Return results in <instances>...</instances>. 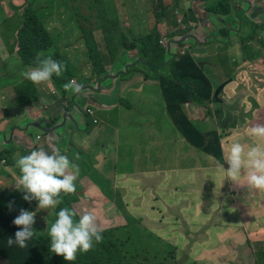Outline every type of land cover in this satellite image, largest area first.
<instances>
[{
    "label": "rangeland",
    "instance_id": "rangeland-1",
    "mask_svg": "<svg viewBox=\"0 0 264 264\" xmlns=\"http://www.w3.org/2000/svg\"><path fill=\"white\" fill-rule=\"evenodd\" d=\"M33 1L34 0H0L2 4L0 9L3 8V15L8 17L13 13L12 20L0 29V39L4 44L6 41L8 42L11 37L13 40V30L17 32L21 26L20 15H22L23 12L22 8L27 3H32L33 7L37 8L39 11V18L44 20L47 25V31L54 41V51H58L63 55V58L66 59L69 64V73L67 74L65 72L62 74L67 82L71 81V79L74 80L72 78L73 75V77H76V82L80 77L83 80H90L93 83L90 84L88 81L86 82L87 85H92L94 88L98 85L99 77H97L96 72H94V60L89 58L86 41L80 29V26L87 28L85 20L87 17H89L93 24V29L89 31L93 33V39L102 61L101 65L105 71H110V69L115 66L117 58H120L121 62L125 65V61L129 60L132 66L136 58V51H132L129 54V52L127 53L128 49L126 46L129 45L128 43H131L133 39L138 41L141 38H145V36L149 35L153 30H156V32H162V35L164 34L162 37L160 34L159 41L162 40V44L160 45L165 46V44L170 42V40L167 39L168 37H172L174 42L183 34L195 33L196 30L193 28L197 27L199 35L207 40V42L205 40L203 43L204 46H202V49L200 48V60H202L204 72L209 77L211 83L214 86H219L220 90L218 94L222 92V87H227L229 83L232 84V78H235L234 83L236 82L237 85L238 78H242V75H245L243 82L241 80V87L239 89L236 87L235 93L237 100L233 99V102L228 103L225 95H221L220 99L217 98L214 104L208 107L206 106L204 109L203 107L191 105H185L183 107L192 124L200 130L208 131L210 129H216L218 131H223L221 132L219 140L221 153L218 162L214 159L207 158L194 148L191 149L190 145L185 140L183 143L184 152L179 150L183 137L176 130L166 112L165 103L160 94L161 92L152 93L144 89H138L135 91V94L130 95V99H134L132 112H135L138 116V121L130 124L129 122L136 120L134 115L129 113V111L125 109V106L118 109L114 126L125 125L123 129H119L118 136H115V133L112 131L105 129L104 132H109L104 140L106 144H109L105 150L107 153L101 158V162L99 157H96V161L93 162L94 168L101 167L103 163L108 162L107 159L113 150L114 156L104 168L106 169L104 173L113 170L116 165V177L113 179L115 182L105 177L100 179L94 178V172L100 170V168L92 169V163L90 166H87L85 162H80V173L86 174L92 172L91 176L93 181L78 179V182L86 181H84V184L79 183L80 185H76V191L74 193L76 200L72 203L71 209L77 212V217L84 211H87L96 216L97 223L103 230L107 228H116L121 222L116 220L117 217L111 218L115 205L111 206L110 203L119 206L121 204V198L124 197L123 195H126V202L123 205L122 214H124V222L132 224L128 230H132L133 233L125 232L123 235L124 240L130 235L135 242L134 247L137 249L136 253L140 256L147 253L149 259L147 257L145 261L150 262V264H213V262H215V264H242V261L246 260L242 257V251L246 250H252L254 252L252 259L256 262L264 258V254H257L259 251L257 252V250H255V245L251 243V240L248 238L245 239V237L242 236L244 232H242V206H247L249 211L250 209H256V205L258 208H261L262 205L264 210V192H248L246 186H243V178L236 182H232L225 178L224 173L220 170L222 164L225 170L228 167L224 158L227 148L231 143L240 141L246 146L257 143L258 141H256L255 138L248 135V130L250 127L264 122V99L263 103H261L262 95L259 87L261 86L260 84H264V0H242V9H239L241 12L240 14H242L241 21H238L236 16H232L233 13L237 12V8L235 7H231L228 11L229 17H225V15L219 17L222 18L221 20H226L225 23L228 21V24L223 25H227L232 29L233 32H231V34L237 33L235 31L240 30L241 26L237 25L238 22L242 24L243 32H238L239 35L237 40L233 38L231 41L230 36L224 40L228 46L231 47L233 45V48L225 47L223 41H221L222 46L212 45L210 37L207 36V27L209 25H205L208 23V19L204 17V13L200 12L201 10L206 11L207 9L208 17L210 16V11L215 8L218 10L215 13H225L228 0H217L218 4H216V2H210V0ZM92 1L95 3V7ZM101 9L102 21L99 19ZM77 10H79V14ZM190 12L196 13L197 17ZM193 15L196 19L191 20ZM77 17L80 23L82 22L80 26ZM105 20H108L109 23L110 21H114V26L104 28L106 25ZM190 20L192 24H189ZM1 21H6V18L0 16V22ZM217 23L218 22L214 20V24ZM106 37L112 38L111 41H107L106 43L104 41ZM121 39H124L122 44L125 46L120 45L118 47L120 43L119 40ZM126 41L128 43H126ZM107 44L110 45L109 49L107 48ZM181 44L182 45L177 43L178 46H176V52L178 54L184 49L194 55V50L201 46L194 41H186ZM0 45L2 44L0 43ZM3 48L6 49L5 47ZM3 50L0 52V77L4 79V81L0 83L1 121H11L10 119L12 118H18L16 115L17 112L19 115L23 112L25 115L28 114L27 116L36 117L37 115L34 116L35 113L30 107H26V109L22 108V106L25 107L27 105L22 104L19 95L20 91L25 92L24 89L21 90L22 88L31 85L23 76V73L26 72V67L22 61V63L18 62L15 56L11 57V59L8 58L10 49L8 51ZM111 54L115 55L114 59L111 58ZM261 63L263 64L262 66ZM236 68L241 69V71L238 73ZM207 71H209V73H207ZM125 73H122L120 77H123ZM107 75L108 74H106V76ZM129 75H126V77H129ZM69 76L71 77L69 78ZM7 79L10 84L7 83ZM54 82L55 80L51 78L49 81L41 84L32 83L33 87L37 88L36 96L38 99L35 101V110L38 111L37 108H40L42 105L45 106L50 102L53 103V100H57L59 103L58 106H61V108L62 105L65 106L63 113H69L76 105L74 100H70L73 92L65 91V93H63L64 89L62 87L60 88L59 84ZM245 85H248L249 88ZM88 95L92 97L93 91L89 92ZM226 95L228 96V94ZM244 95H246V98L248 95L247 99L250 100L252 105L248 101L242 104V96ZM128 98L129 96H126L123 100L125 101ZM39 99H42L40 103ZM123 104L127 106V103ZM78 105L82 104L79 103ZM230 106L231 111L228 112ZM53 109H55V107ZM87 110H90L91 114H89ZM63 113H59L53 117L59 119ZM95 113V108L92 109V107L89 106H85L81 113L77 112L79 116L81 114L83 117L88 118L89 121L87 130L81 133L82 137L86 136L87 138L92 136V130L94 128L92 121ZM43 114V116L52 117V114H49L46 110H43ZM122 130H124L127 136L123 134ZM3 132H6V136L10 135L8 129H5ZM38 134L42 135L44 140L41 141L42 136H37V146H30L31 142L29 139L22 144L15 143L14 145L16 146L25 145L24 147H26V149L15 148L12 149L13 153L5 152L4 156L7 157L8 163H5L3 160V162H0V208L6 210L7 213H13V215H15L10 208H15V206L19 207L18 198L15 195V192L18 190L15 188V184H12V178H15L16 181L19 175V169L15 172L14 168V165L16 166L15 162L17 157L30 154L31 151L43 148L44 145L47 146V135L43 132ZM38 137L40 138L38 139ZM98 137L97 135L96 138L92 140L98 142ZM88 140L90 141V139ZM6 146H9V144ZM50 146L53 147L51 144ZM189 148V156H187V149ZM60 151L61 154L65 155L64 147H62ZM85 151L89 155L94 153L89 145L86 146ZM171 157L182 159L181 167L184 169L178 170V177L182 182L194 183L196 180H199L200 182L206 183V187L198 183L199 187L179 190L177 185H169L172 181L166 179L164 173H162L160 169L167 172L165 164H170L169 160ZM115 158H117L116 164L113 163ZM141 161H144L143 164ZM76 165L78 166V163H76ZM152 165L154 166L152 167ZM133 167L136 170L128 173ZM3 169H10L7 172L9 175L2 174L1 170ZM86 182H95V184L89 186ZM186 187L191 188L192 186ZM205 188H207V190H205ZM215 190H217V193L223 194L224 197L221 202L214 203L212 209L214 211H221L227 208L229 209L231 217H228L224 223H221V228L217 231L212 228L211 232L206 233L205 243L200 244L204 247L202 256L198 254L193 255L195 250L190 252L182 251L180 250L182 248L178 250H173L172 248V252H170L168 245L171 242L147 234L145 225L137 218L140 216L147 218L148 215H146V213H141L142 210H147L152 217H148L149 219L162 220V225L165 223L169 226L176 225L175 223L177 222V232H192L190 230L192 225L196 227L193 226V230L200 227L194 224L196 217L198 216L199 219H203V215L208 210L206 201L198 202L193 206L192 196L201 192L205 198L210 199L211 196L214 195L213 192ZM99 193L104 195L106 199L101 197ZM171 193L177 194L180 199L177 202L167 200V204L171 205L174 202L175 204L173 207L165 209L166 202L162 200ZM261 195L263 196V200L261 201V205H259ZM141 196L143 197L141 198ZM3 197L5 199H3ZM70 200L72 199L70 198ZM25 202L24 200V203ZM34 203L36 204L32 210V212L35 213V223L33 224L34 233L37 237L38 235L45 236L44 232L47 230L46 228L52 224L50 222V215L54 213L55 208L40 210L37 209L38 202L34 200ZM190 203L192 205L187 209ZM176 206L179 208H174ZM66 207L70 209V206L67 205ZM40 211H42L43 215H38ZM128 212L135 216L133 220L128 217ZM120 217L119 215L118 218ZM216 217L217 215L214 216V221L212 222L213 226L218 224L217 221H215ZM141 218L143 219V217ZM222 220L221 217L220 221ZM205 226L207 225L203 227ZM38 228H41V231H38ZM247 229L245 230V234L247 233ZM221 230L223 233H220ZM225 231L228 232L226 233ZM164 236L165 239L169 238L167 233H165ZM143 244L146 251L143 246L141 247ZM161 245L165 248V252H168V256L165 258H162L158 254ZM45 246L48 250L49 245L46 244ZM195 247L199 248L200 246L195 245ZM124 252V250H120L118 253L122 255ZM188 253H191V258L187 257ZM211 253L216 254L215 256L219 258H211L209 256ZM155 254H158V256ZM97 255H99V253L91 251L87 253H77L75 261L80 263L84 257L93 260L94 256ZM137 257L138 255L134 259L136 262L141 259ZM0 264H8V262L0 259Z\"/></svg>",
    "mask_w": 264,
    "mask_h": 264
},
{
    "label": "crops",
    "instance_id": "crops-1",
    "mask_svg": "<svg viewBox=\"0 0 264 264\" xmlns=\"http://www.w3.org/2000/svg\"><path fill=\"white\" fill-rule=\"evenodd\" d=\"M210 2H213V3L216 2V4H218L217 0H210ZM1 5L2 4L0 3V6ZM225 5H226V3H225ZM231 7H235V8H237V11H240L239 9H242V0H228V4L226 5V11H225V13H222V14L211 13L210 16L208 17V14L205 13V10H201L200 11L201 13H204V17H206L208 19V23L205 24V25H209L207 27V33H208L207 36L212 39L211 43L214 46H216V45H218V46L221 45L222 46L221 41L225 42L224 41L225 40V37H224L225 34H222V35L218 34L217 37L213 35V33L216 34V32H213V31L217 30L218 28L221 29V27H224L223 25H221L219 23L218 24H214V20H216L218 22V20L222 19V18H219V17H223L222 15H225V17H227L228 16L227 15V13H228L227 9L230 10ZM239 7H241V8H239ZM2 9L3 8L0 9V16L6 18V20H9V19L12 20L11 18H12L13 13H12V15L6 17V16L3 15V10ZM218 9H219V7H218ZM190 13L194 14L195 17H197L196 13H193V12H190ZM194 15L191 17V20L196 19V18H194ZM240 15H242V14H240ZM191 20H190L189 24H192ZM2 23H3V21L0 22V25ZM193 29L196 30L197 27H194ZM239 32L240 33L242 32V26L240 27ZM13 33H14L13 40H12V37L10 38L11 42L9 40L8 42L6 41L5 44H4V42L0 39V43L2 44V45H0V52L4 49L3 47L6 48V49H4L6 51H8L10 49V55H9L8 58L11 59V57L15 56L17 61L21 62V60L19 58V51H18V48L16 46V33L15 32H13ZM159 34H162V32H160ZM238 35H239L238 32L230 34L231 41L233 40V38H236V40H237ZM215 38L217 39V41L215 40L213 42V39H215ZM202 46H204V45L202 44L201 46L197 47L194 50L193 54H194V56L196 58H200V53L199 52L201 51ZM205 46H207V45H205ZM225 47L229 48L230 46H228V44L226 43ZM230 48H233V45ZM125 62L127 64V66H128V61L126 60ZM124 65L125 64L123 62H121L120 58H117V60L115 62V66L112 67L110 69V71H106V74H111V73L121 69ZM262 65L263 64L261 63V66ZM263 67H264V65H263ZM126 68H128V67H126ZM203 69H204V67H203ZM236 70H237L238 73L241 71V69H239V68H236ZM127 73H128V71H127ZM127 73H125V75ZM207 73H209V71H207ZM125 75L123 77L119 76V77H117L115 79L107 80V81H104L103 83H101V85H100L101 89L93 90V96L92 97L88 95V93L91 92L89 90H86L83 94L76 95L74 97V101L75 102H78V104L79 103L82 104V105H79V107L82 108V111L84 110L85 106L92 107V109L95 108V110H96V113L94 114V119L92 121L93 127H94L93 130H92V132H93L92 136L87 137V138H86V136H84V137L81 136V133L84 132L85 130H87L89 121H88V118L83 117L81 114L79 116L77 114V112H79V111H77L73 107H72L73 110L69 111V114L75 120L70 121L68 119L66 124H65V126H63V128H61V129H58L56 134L53 135V137L55 139H58L59 141L61 140V138H63L64 142L61 144L59 149L64 147L65 155L69 158V160H70V162L72 164L76 165V163H78V166L80 168V165H79L80 162H85V164L87 166H90V164L92 163V169L100 168V170L94 172L95 173V177L94 178H98V179L103 178V177L108 178V179L110 178L113 182H115L113 179L116 177V174H115L116 165H115L113 170H109L107 173H104V170H106L104 168L106 167L107 163L110 160H112V158L114 156V151L112 150V152L110 153V155H109V157L107 159L108 162L103 163L101 167L94 168L93 167V162L96 161V157H99V159H101L107 153L105 150L109 146V144H106L104 140L106 139L107 134H109L108 131H112L113 133H115V136H118L119 129H123V127L125 125V124H122V125H118L116 127L114 126L117 110L120 109V108H123V106H125V109L128 110L129 113L133 114L135 119H136V120H132L131 122H129L130 124H132V123L138 121V116L135 114V112H132V109H133L132 105H133V102H134L133 100L134 99H130V95L135 94V91H137L138 89H144V90L150 91L152 93H156V92L160 93V89H159L158 85L155 83V81L150 80V79H147V80L144 79V76L140 73V70L133 71L129 75V77H126ZM232 76H233V71H232ZM244 78H245V75H242V78L239 77L238 80H237V82H238L237 85H236V82L234 83L235 78H232L231 79L232 80V82H231L232 84L229 83V85L227 87L223 88L221 95H225L226 99L228 100V103L233 102V99L237 100V96H236V93H235L236 92V87L238 89L241 87V80L243 82ZM73 79L76 81V77H73ZM229 80H227V81H229ZM3 81H4V79L2 77H0V83L3 82ZM88 81H89L90 84H93L90 80H83L80 77H79L77 83H80L82 85V87L92 86V85H87L86 82H88ZM7 83L10 84L8 79H7ZM98 84H99V81H98ZM260 85L261 86H259V87H260V92H261V95H262L261 103H263V99H264V84H260ZM245 86H247V88H249L248 85H245ZM213 87L215 88V90L218 88L217 85L216 86L213 85ZM57 88H58V86H57ZM242 89H243V87H242ZM35 91L37 92V88L36 87H35ZM69 92H71V91H69ZM74 94H76V93H73V95ZM226 94H228V96ZM73 95L71 96V98L73 97ZM126 96H129V98L124 101L123 98L126 97ZM83 97H88V99H85ZM71 98H70V100H71ZM243 98H244V101H243ZM247 98H248V95H247ZM247 98H246V95L242 96V104L245 101H248L252 105L250 100H248ZM41 100L42 99H39V103L41 102ZM130 100H131V102H130ZM53 101H54L53 103L50 102L49 104H47L45 106L42 105L40 108H37L38 111L35 110V102L33 104H30L31 106H26V107H30V109H32V111H34V113H35L34 116L37 115L36 117L27 116L28 114L25 115L23 112H22L21 115H19V113L17 112L16 115H17L18 118H12V119H10L11 121H1V112H0V123H1L0 131L3 130V128L6 127V126L13 125L16 128L19 124H22V123L24 124L25 122H28V120L41 119L42 117H46V116H43L44 115L43 114V110H46V111L49 112V114H52L51 118L49 116H48L49 118L46 117L48 123H50L51 126H53V127L58 126V124L62 120V117H63V114H64L63 111L65 110V106L62 105V108H61V106H58L59 103L57 102V100H53ZM123 103H127V106L124 105ZM222 105H224V104H222ZM26 107L22 106L23 109H26ZM54 107H55V109H53ZM51 110H53V111H51ZM242 110H243V108H242ZM230 111H231V106L228 109V112H230ZM59 113H63L61 118L55 119L53 116H56ZM94 120H95V122H94ZM261 124H264V122H262ZM13 128L8 129V130L10 131ZM105 129L108 130V131L104 132ZM122 131H123V134L125 136H127V134L124 132V130H122ZM199 131L202 134H205V135L210 134V133H216L219 137L221 135V132H223V131H218L216 129L215 130L210 129L208 131H203V130L199 129ZM2 132L3 131H1L0 133H2ZM21 134L22 133H18V136H21ZM97 135L99 136L97 138L98 142H94V140H92V139H95ZM37 136H42V135H40L38 133H34L33 134V137H35V139L37 138ZM88 139H90V141ZM42 140H44L43 136H42L41 141ZM112 141H113V139H112ZM46 143H47V146L44 145L43 148L46 151H50V149L52 147L50 146L48 140L46 141ZM183 143H184V139H182V144L179 147L180 148L179 150L182 151V152H184L183 151ZM34 145L37 146L36 143L32 144L30 146H34ZM88 145L91 146V148L93 149L94 153H92V155L87 154V152L85 151V148ZM24 146L25 145H20V148L25 150L26 147H24ZM190 148L193 149L192 146H190ZM190 148L187 149L188 150L187 156H189L188 153H189ZM8 151L13 153L12 149L11 150L8 149ZM186 158H188V157H186ZM17 159H18V157H17ZM116 159L117 158H115L113 160L114 164H116ZM181 160L182 159H177L176 157H171V159L169 160L170 164L169 165L165 164V166L167 167L166 168L167 172L161 170L160 167H159L160 171L162 173H164V177L166 179H169V180L172 181V183H169V185H177L179 190L193 189L195 187H199L198 183L200 185H202L203 187H206V183L200 182L199 180H196L194 183H185V182L181 181V179L178 177V170L179 169H182V170L184 169V168L181 167V165H182ZM101 161H102V159L100 160V162ZM143 162L144 161H141L142 164H143ZM153 166L154 165H152V167ZM14 168H15V172H16L18 168L15 165H14ZM8 170H10V169H6V170L3 169V170H1V173L9 175L7 173ZM134 170H136V169L133 167V168H131V170L128 173H130V172H132ZM188 170L192 171L191 169H188ZM80 171H81V168H80ZM91 174H92V172H88L86 174L79 173L78 179H86V180H89V181H93V178H92ZM128 175H134V174H128ZM78 179L75 181V185H77V184L80 185L79 183H83L84 184L85 183L84 181H86V180H84L83 182H78ZM12 181H13L12 184H16L15 178H12ZM86 183L89 186L95 184V182L94 183L86 182ZM186 186H192V187L189 188V187H186ZM205 190H207V188H205ZM213 194L214 195H212L210 199L209 198H205L201 192H198L196 195L192 196V198H193V200H192L193 201V206H195L196 203H198V202L206 201L207 209H208L206 211V213L203 215V219H199L198 216L196 217V219L194 220V224H196V226L199 225L200 227L198 229H196V230H193V228L195 226L192 225V227H190V230L192 232H186V231L184 233L181 232V231L177 232V229H176L177 222L175 223L176 225H172L173 227L169 226L168 224H165V223L163 224L164 225L163 226L161 224L162 220L149 219V218H152V217L149 215L147 210H142L141 211V213H146V215H148L147 218H145L144 216H140V217H137V218H139V220H141L143 222V224L145 225L147 234H149L151 236H155V237H160V238H163L165 241L167 240L168 242L169 241L171 242L168 245V247L170 248L169 249L170 252H172L171 251L172 248H173V250H178V249L182 248V249H180L182 251H189L190 252L192 250H195L193 255L198 254V255L202 256V250H203L204 247H203V245H200V244L205 243L206 233L211 232L212 228L217 231L218 229L221 228V223H224L228 217H231L229 209H227V208H224L221 211H214L212 209V205L214 203L221 202L223 197H224L223 194L217 193V190H215L213 192ZM15 195L18 198L17 201L19 202V206L22 207V208L25 207L26 204H27V201L24 203V199H23L24 193L21 192V191H16ZM99 195L101 197H103L104 199H106L105 196L102 195L101 193H99ZM121 195H123V194H121ZM123 196L124 197L121 198L122 199L121 200L122 204L120 206H117L116 204L110 203L111 206L115 205L114 209H113V213L111 215V218L113 219V218L117 217L116 220L121 222V223H119V226H117L118 229H121L120 230L121 233H123V234H125V232L133 233L132 230H128V228H130L132 224H130L129 222H124V214H122V210H123V205L126 202V198H125L126 195H123ZM143 196H141V198ZM179 199H180V197L177 194L171 193V194L167 195L166 197H164L162 201L166 202L167 200H170V201L177 202ZM262 200H263V196L261 195L260 204L259 205H261V201ZM175 202L173 204H171V205L167 204V202H166L167 205L165 204V209H167V208L169 209V208L173 207ZM191 205L192 204L190 203L187 206V209ZM35 206H36V204L33 203L32 206H31V212H32V210L34 209ZM174 208H179V207L176 206ZM41 214H42V211L38 212V215H41ZM119 215L121 216L120 218H118ZM215 215H217V217L215 218V221H217L218 224L213 226L212 222L214 221V216ZM128 217L133 220L135 216L133 214L129 213ZM141 217H143V219ZM221 217L223 219L222 221H220ZM167 225H168V228H167ZM204 225H207V226L203 227ZM258 225H260V226H258ZM246 229H247V233L245 234V230ZM225 232L227 233L228 231H225ZM242 232H243L242 236L245 237V239L246 238L250 239L251 243H253L255 245V250H257V252L259 251V253H257V254H259V255L264 254V210L262 208V205H261V208H258L257 205H256V209H250L249 211L247 209V206H242ZM165 233L168 234V237H169L168 239H165V236H164ZM220 233H223V231L221 230ZM171 234H172V236H171ZM157 235H159V236H157ZM171 237H172V239H171ZM125 245L129 249V251L133 252L132 256L130 257V259H132L134 261V259H135L134 258V255H135L134 253H136L135 251L137 249L134 247V244H132V243L125 244ZM195 245H199L200 247L197 248V247H195ZM142 246L144 247V250L146 251V248H145L144 244L141 245V247ZM116 250H117V253L119 252V250H122V244H117ZM180 250H179V254H180ZM165 251H166L165 248H163V245H161V247L159 248V251H158L159 256H161L162 258L163 257L164 258L167 257L168 256V252H165ZM167 251H168V249H167ZM158 254H155V255L158 256ZM253 254H254V252L252 250L242 251V257L246 259V260L242 261V264H264V258H261V259H259L258 262H256L255 260L252 259ZM144 255H145V257H148V259H149V256H148L147 253H145ZM190 255H191V253H188L187 257L191 258ZM215 255L216 254L211 253L209 256L211 258H213V259H218L219 257L215 256ZM145 260H147V259H144V261ZM188 264H193V263H188ZM213 264H215V262H213Z\"/></svg>",
    "mask_w": 264,
    "mask_h": 264
},
{
    "label": "trees",
    "instance_id": "trees-1",
    "mask_svg": "<svg viewBox=\"0 0 264 264\" xmlns=\"http://www.w3.org/2000/svg\"><path fill=\"white\" fill-rule=\"evenodd\" d=\"M49 1L50 0H48V2ZM92 4L95 7L93 1ZM102 9L100 10L99 15L101 21ZM22 11V15L19 14L21 18V26L17 32L15 30H13V32L16 33V46L19 51V58L25 65L26 70L29 71L37 66V61L42 58L41 54H43V56L55 55L52 56V58L62 62L66 66L64 73L66 72L68 74L70 71L69 64L66 59L63 58V55L58 51H54V41L47 31L45 21L39 18L38 9L33 7L32 3H27ZM216 11H218L216 8L212 9L210 14L215 13ZM228 11L229 10L227 9V12ZM77 13H80L79 10H77ZM240 13V11H237L233 13L232 16H236L238 21H241L242 15H240ZM77 19L80 26L82 22L80 23L78 17ZM85 20L87 28L80 26V29L83 38L86 41L89 58L94 60V72H96V75L100 80L101 78L106 77V71L103 70V66L101 65L102 61L93 39V33L89 31L93 29V24L89 17L85 18ZM9 21L10 19L3 21L0 25V29ZM105 22L106 25L104 28L113 27L115 24L114 21H110L109 23L108 20H105ZM237 25L242 26L241 22H238ZM227 31L228 28L224 26L213 32L217 33V35H214L217 37L218 34H225V36H227ZM104 34L106 35L105 32ZM111 39L112 38L106 37L104 38V41L107 43V41L110 42ZM159 39V33L156 32V30H153V32L145 36V38H141L138 41L135 39H133L131 43L126 41V43L129 44L126 46L128 49L127 53L129 52L130 54L132 51H136L135 61L132 66L130 65L126 68V73L128 71L126 75L131 74L135 70H140L144 79L155 81L164 100L166 112L176 130L180 133L183 139L192 146V148L204 154L207 158L214 159L218 162L221 153V146L219 143L220 137L216 133H210L207 135L202 134L199 129L192 124L183 107L185 105H191L203 107L204 109L206 106L208 107L209 105L214 104L216 99L220 98L222 92L218 94L220 90L219 86L215 90L209 77L204 72L203 64L201 62L202 60L196 58L192 53L182 49L180 54H177L173 59L166 63V49L164 46L160 45ZM167 39L172 41V37H168ZM123 40L124 39L119 40L120 43L118 44V47L123 45ZM180 45L182 44L180 43ZM107 48L109 49L110 45L107 44ZM111 55V58L114 59L115 55ZM70 77L71 76H69V78ZM52 78L55 80V83L59 84L60 88H63V85L67 83L63 76L56 77L53 75ZM26 81L29 80L26 79ZM30 84V86L28 85L21 89H24L25 92H19L22 104L27 106H31L30 104H33L38 99L35 87H33L32 82H30ZM63 91V93H65V90ZM5 152L8 153L9 151L6 150L0 153V162L6 160L8 163L7 157L4 156ZM70 198L73 201L70 200ZM3 199L5 198L3 197ZM74 200H76L74 193L68 195L62 194V203L55 207L54 213L50 215V222L53 223L55 221L56 214L61 208H67L66 206L68 205L71 209ZM33 203L34 200L31 202L27 201V207L25 206L22 208L20 206H15V208H10L15 215H13V213H7L6 210L0 208V259L8 262V264H150V262L144 261V259H147L145 255L140 256L139 254L134 253V258L138 255L137 258L141 259L137 262L130 259L133 252L129 251L125 244H134L135 242L130 235L124 240V234L121 233V229H118V227L103 230V241L95 244L91 250V252L99 253V255L94 256L93 260L84 257L80 263H77L78 261L67 262L62 256H58L49 251V247L47 250L45 245H50V239L48 237V229L50 226L46 228L47 230L44 232L45 236L38 235L37 237L34 233L33 237L27 241L26 248H19L15 245L9 247L7 245V239H14L15 232L19 230L17 226L13 225V219L19 215L21 209L31 212V206ZM120 203L122 204V201H120ZM38 231H41V228H38ZM117 244H122V250L125 251L124 254L120 255L117 253Z\"/></svg>",
    "mask_w": 264,
    "mask_h": 264
},
{
    "label": "clouds",
    "instance_id": "clouds-1",
    "mask_svg": "<svg viewBox=\"0 0 264 264\" xmlns=\"http://www.w3.org/2000/svg\"><path fill=\"white\" fill-rule=\"evenodd\" d=\"M205 13L208 14L207 9ZM159 43L162 44V40ZM177 54L176 52L175 56ZM41 56L36 67L23 73L25 79L33 84L47 82L53 75L60 77L66 70V66L54 60L51 55ZM81 88L82 85L75 80L63 85L65 91L73 93H79ZM248 135L258 142L247 146L240 141L232 142L224 158L228 167L225 170L222 164L220 170L232 182L243 178V186H246L248 192H264V124L250 127ZM15 163L19 175L14 186L24 193L25 201H37V209L55 208L62 203V194H73L76 191L75 181L79 177L80 169L66 155L61 154L58 147L53 146L50 151L44 148L33 150L30 154L19 157ZM34 217V212L20 210L19 215L12 221L19 230L15 232L14 239H7L9 247H27V241L33 237L35 231ZM102 232L103 229L98 225L94 214L84 211L77 218L76 211L61 208L48 229L49 251L62 256L67 262L75 261L77 253H87L95 244L103 241Z\"/></svg>",
    "mask_w": 264,
    "mask_h": 264
},
{
    "label": "water",
    "instance_id": "water-1",
    "mask_svg": "<svg viewBox=\"0 0 264 264\" xmlns=\"http://www.w3.org/2000/svg\"><path fill=\"white\" fill-rule=\"evenodd\" d=\"M225 21L226 20H220V23H222L221 25L228 24V21L226 23H225ZM218 23H219V20H218ZM223 26H226L228 28L229 31H228L227 36L229 38L231 32H233V31L229 26H227V25H223ZM198 31L199 30L196 29V32L193 34L188 33V34H184L183 36L178 37L177 40L174 41L175 43L172 40V41L168 42L167 44H165L166 63L169 60L174 58V56L176 54L177 43H184L186 41H194L195 43L202 45L206 39L204 37H201L199 35ZM235 32H239V30L235 31ZM215 40L217 41V39L215 38V39H213V42ZM210 41L212 42L211 38H210ZM206 42H207V40H206ZM127 61H128V66H129V60H127ZM128 66L126 64L121 69H119V70H117L111 74H108L105 78H101L99 80V84L95 88H94V86L82 87L81 91L79 93L74 94L73 97L71 98V100H74V97L76 95H81L86 90L93 91L95 89H101L100 88L101 83H103L107 79L111 80V79H115V78L119 77L122 73L126 72V67H128ZM83 98L88 99V97H83ZM74 108L77 111H79L80 113L82 112V108L79 107L78 102H76V105ZM68 119L70 121L75 120L69 113L65 112L63 114L61 122L56 127L51 126V124L48 123L46 117H42L41 119L28 120V122H25L24 124L22 123L23 125L19 124L16 128H13L12 130L9 131L10 135H8V136L5 135L6 132H2V133H0V153L8 150L11 145H13L15 143L16 144H22L25 141H27L28 139L31 142V145L35 144L37 141H36L35 137H33V134L34 133H40V132H43L47 135V140H48L49 144H51L52 146L60 148L61 144L64 142L63 138H61V140L59 141L58 139H55L53 137V135L56 134L58 129H61V128H63V126H65ZM18 133H22L21 136H18ZM8 144H9V146H6Z\"/></svg>",
    "mask_w": 264,
    "mask_h": 264
},
{
    "label": "flooded vegetation",
    "instance_id": "flooded-vegetation-1",
    "mask_svg": "<svg viewBox=\"0 0 264 264\" xmlns=\"http://www.w3.org/2000/svg\"><path fill=\"white\" fill-rule=\"evenodd\" d=\"M213 35H216V34L213 33ZM11 126H12V127H11ZM13 127H14L13 125L6 126V127H4L3 130H1V131H4L5 129H11V128H13ZM14 128H15V127H14ZM1 131H0V132H1ZM15 148H16V149H19L20 146H16V145L13 144V145L10 146L9 150H11V149H15ZM21 149H22V148H21Z\"/></svg>",
    "mask_w": 264,
    "mask_h": 264
},
{
    "label": "built area",
    "instance_id": "built-area-1",
    "mask_svg": "<svg viewBox=\"0 0 264 264\" xmlns=\"http://www.w3.org/2000/svg\"><path fill=\"white\" fill-rule=\"evenodd\" d=\"M181 53H183V52H181ZM87 112L89 113V114H91V111L90 110H87ZM95 122V121H94ZM40 137H38V139H39ZM3 161H5V163H6V160H3ZM2 161V162H3Z\"/></svg>",
    "mask_w": 264,
    "mask_h": 264
}]
</instances>
